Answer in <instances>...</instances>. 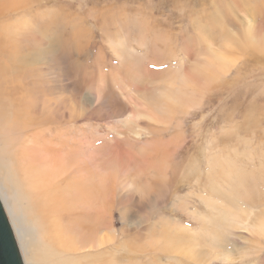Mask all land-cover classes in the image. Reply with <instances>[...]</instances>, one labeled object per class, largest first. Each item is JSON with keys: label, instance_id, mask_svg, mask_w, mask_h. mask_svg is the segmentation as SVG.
Returning a JSON list of instances; mask_svg holds the SVG:
<instances>
[{"label": "rangeland", "instance_id": "obj_1", "mask_svg": "<svg viewBox=\"0 0 264 264\" xmlns=\"http://www.w3.org/2000/svg\"><path fill=\"white\" fill-rule=\"evenodd\" d=\"M216 2L20 0V15L15 19L28 24L30 37L25 39L28 42H20L19 56L23 64L18 73L12 70L7 76L0 73V97H4L12 111L15 107L13 88L32 99L37 121L42 124L49 119L50 125L52 123L46 126H53V132L47 137L54 143L66 137L65 147L82 150V168L89 180L98 173L96 185L91 186L101 199L91 208H81L70 197H64V204L69 205L57 216L55 229L72 238L71 242L66 240L70 243L69 250L59 256L48 253L45 249L57 250V242L63 244L65 239L53 243L39 238L33 219L24 209L27 202H21L1 165L14 157L15 142L8 140L0 130V134L5 135V139L0 140V171L5 180L0 177V197L10 211L14 231L19 232L17 240L25 264H33L32 256L40 257L41 264L71 261L98 264L106 259H126L127 264H134L148 258L156 264H264V238L251 228L227 221L222 207L239 210L250 204H264V192L256 191L264 189V181L261 185L259 180L246 184L248 192L238 190L235 196L230 190L227 193H231V197L223 191L213 195L207 180L213 171L207 165L212 158L219 164L225 162L223 156L227 155L236 159L243 169L254 174L257 170L258 175L260 170L263 172L258 164L260 156L264 155L263 151L255 154L256 158L252 155L255 160L247 163L240 157L245 150L240 137L244 141L252 139L247 150L259 144L264 148L261 56L250 52L240 55L230 49L228 54L222 49L225 55H231L223 72L222 67H216L213 52L220 50L215 41L219 42L222 35L224 38L226 32L231 39L240 29L244 35L246 17L256 21L257 16L242 11L257 4L255 0ZM6 7L5 20L10 22L12 0H6ZM32 45L37 47L34 52L30 50ZM7 46L13 53L14 42L7 40ZM46 48L49 56L44 53ZM126 48L136 54L129 55ZM134 59L140 61L141 71L158 73L159 78L152 85H145L144 92L139 88H144V82L133 81L134 77L132 80L127 77L130 73L126 74L128 66L125 68V65ZM1 60L0 52V63ZM200 66L208 69L206 73L218 70L220 77L211 84L209 81L201 84ZM5 81L6 85H2ZM19 84L21 90L17 87ZM232 127L237 137H233ZM60 147L56 146L55 158L60 154ZM158 165L161 166L159 175L150 169ZM68 166L62 168H70L64 172L67 179L64 184H68L75 173L72 162L71 167ZM144 166L149 169L148 180L142 177ZM136 175L139 179H135ZM244 197L255 199L250 202ZM62 198L63 195L60 204ZM216 205H220L218 210ZM90 210L94 217L88 215ZM96 211L102 217L95 221ZM253 211L257 212L255 208ZM168 234L171 238H189L199 250L209 248L213 237H220L222 244L221 248L192 261L184 256L167 255L170 251H164L158 241ZM87 237L92 238L90 245L97 247L86 249ZM225 253L227 257L230 255L231 262Z\"/></svg>", "mask_w": 264, "mask_h": 264}, {"label": "bare ground", "instance_id": "obj_2", "mask_svg": "<svg viewBox=\"0 0 264 264\" xmlns=\"http://www.w3.org/2000/svg\"><path fill=\"white\" fill-rule=\"evenodd\" d=\"M255 1H256L257 5H255V3H254L253 7H251L252 6L251 5V6H249V8H246L245 11H242L244 13H249V14L254 13L253 15L257 16L256 21L251 17H246L244 35H243V33H241V31H240L241 29H240L238 31L239 33L238 34L235 33V37L232 39L230 37H228V33L226 32L224 38L222 35L221 40L219 38V42L217 40L215 41V45L218 46L220 50L219 51L213 50V52L215 53L214 62H215V65L217 68L222 67L223 72L227 69L228 58H230L231 55L230 56L225 55V52H223L222 49H224V51L226 50L228 54H229L228 49L235 50L240 55H244V54H246V52L259 54L261 56V57H259V63L261 65L264 64V0H255ZM220 2L222 4V1H220ZM215 3H217L216 0H215ZM242 4H244V3H242ZM247 4H248V2H247ZM251 4H253V3H251ZM221 7H222V5H221ZM6 8H7L6 7V0H0V52L2 54V60L0 63V73L3 74L4 76H7L10 73L9 70H12L13 72L18 73V70L21 69V66L23 64V60L19 56L20 55L19 54L20 53L19 52L20 42L22 40H25L27 37H28V39L30 37V34H29L30 30H29L28 24L27 25L22 24L23 22L21 23V20L17 21L18 19H15L20 15V13H19V11H20V0H12V8L10 11L11 12L10 22H7L5 20V16L8 15ZM213 13H212V15H213ZM216 14H218V13L216 12ZM218 18H219V16H218ZM221 21H223V20H221ZM242 32H244V31H242ZM7 40L14 42L15 50L13 53H10V51L8 50ZM25 42H28V40H25ZM132 47H133V45H132ZM36 49H37L36 45H32L30 48V50H32L33 52L36 51ZM211 49H212V47H211ZM52 50H54V49H52ZM133 51L134 50L126 48V53H128V54H129V52L131 53L129 55L133 56L134 54H136ZM44 53L47 56H49V54H50L49 49L46 48L44 50ZM26 63H28V62H26ZM30 64H32V65L34 64L33 57H31V59H30ZM127 66H128V68L126 70V74L127 73H130L132 75L135 74L134 76L128 74L127 77H129L130 79H132L134 77V80L132 79L133 81L144 82V84H143L144 88L139 87V88H141L140 90H143L142 92L145 91V85H152V83L158 77L157 76L158 73L153 75L151 72H149V70H148V73L141 71L140 68H142V67H141L140 61L137 59H134L132 63L125 65V68ZM190 66H193V65H190ZM224 66H225V68H224ZM135 69H136V73H135ZM205 69L208 70L207 68H204L203 66H200L198 69L199 76L201 77V82H200L201 84L206 83L207 81H209V83L210 82L213 83L215 81V79L217 80L220 77V72L218 70H216L215 73H213L211 71H208L210 73H206ZM211 69L212 68H210V70ZM212 70H214V69H212ZM185 79H186V77H185ZM6 83L7 82L5 81L2 83V85H6ZM172 84L173 83H171V85ZM19 86H20V84L17 87H19ZM168 87H170V85ZM19 89L21 90L20 87H19ZM13 92L15 94L14 111H12L9 103L4 99V97H0V99H1V103H0V130H3V132L7 136L8 140H13L15 142L14 143V157L9 159L8 161H6L4 163H1V165L3 166L4 169H6L7 172L5 174H6L7 178L9 177L11 179L12 185L15 187V189L18 193V197L21 200V202H23V201L27 202V207H25L24 209L27 212V214L29 213V216L33 219V226H35V229L37 231L39 238L40 239H49V240L53 241V243L55 242V240L65 239L63 244L56 241L58 244L57 250H55V249H45V250L48 251V253H50L52 255H58V256L62 255V254L65 255L67 250H69V248L67 249V247L70 245V243H68V242H71L72 238L68 237L64 233V231L61 234L60 232H58L55 229L57 216L62 211H64V209L67 205H69V204H64V202H65L64 197L65 196L70 197L72 199V202L76 203L81 208H83V207H90L91 208L95 204H99L101 201L100 196H98L96 189L91 186V185H96L95 183L98 180V173H95L91 177L92 180H89V177L85 174V172L83 171V168H82V164H83V159H82L83 152H82V150L81 149L80 150L79 149H72L68 146L65 147L63 144L66 143V139H65L66 137L64 139H60L58 141V143H54L53 140H51V138H48L47 134H49V133L51 134L53 132V130H51V128L53 126L48 127V128L46 127V126L50 125L49 119H48L47 123L40 124L37 121V117H36L37 112L34 109L32 99L28 98L26 93H22L21 91L14 90V88H13ZM169 96H170V98L172 97L171 95H169ZM168 103H169V101H168ZM171 105H172V103H171ZM174 106H176V105H174ZM172 107H173V105H172ZM13 116L16 117V120L13 119ZM148 118H149V116H148ZM51 125H52V123H51ZM44 127H46L47 129H42ZM60 128H61V126H60ZM60 128H58V129H60ZM237 132H240V131H237ZM4 134H0V140H2V141L5 139ZM61 134H63V133H61ZM57 135H60V133H58ZM232 135H233V137L234 136L237 137V133L234 132L233 127H232ZM238 135H239V133H238ZM242 138L243 137H240V140H241L240 142L242 143V145L244 144L245 150H243L244 152H242V154H240V157H242L244 159L243 161L247 160V161H245V163H247L248 160L249 161L252 160V155L254 157L255 154L259 155L260 152H261V154H262V151L264 152L263 145H260V144H259V146L257 145L255 147L252 144L253 148L250 147L251 149L247 150L246 148L253 141H252V139H249V138L247 139V141H244V140H242ZM231 139H232V137H231ZM213 143H215V142H213ZM254 144L256 145V143H254ZM57 145H61V147L59 148L60 154L57 156V158H55L54 153L57 151V149H56ZM152 145H155V144H152ZM67 148L70 150H66ZM262 148H263V150H262ZM212 149H213V147H212ZM255 149H257V150H255ZM224 158H225V162L223 161L222 163H219V164L217 161H215V158L211 159L213 161L210 160L209 163L207 162L208 163L207 165L210 166L211 170L213 169L212 172L209 171L211 176H208V178H207L208 183H209V190L212 192L213 195L218 194V191H223V192L227 193L228 191L231 190V191H234L232 195L235 196L238 193V190L248 192V188H245V187H247L246 184L249 185V184H252L255 181L259 180L260 182H258V183H260V185H261V183L264 181V155L260 156L261 159H260L259 164H258V167L261 168L263 172L261 173L260 172L261 170H260L259 173H261V174L258 173V175H256L257 170H256V173L254 174L251 171H249V169H243L242 167H240L239 166L240 164H238L236 159L234 160L233 158H231L227 155L225 157L223 156V160H224ZM254 158H256V155ZM72 159H74V162L72 161ZM254 160H252V161H254ZM70 162H72V166L77 167V168L72 167L75 170V171H73V173L74 172L75 173L72 177H70L71 180L68 181L69 183L64 184L65 181H67L66 177L64 176V172L66 173L70 168L65 169V170H62V168L66 167L67 164L69 165L68 167H71ZM256 162H258V161H256ZM252 165H254V164H252ZM218 167L220 169H218ZM247 168H248V165H247ZM150 169H153L157 175H159L161 172V166L160 165L156 166L155 168H150ZM256 169H257V167H256ZM199 170H200V168H199ZM148 171H149L148 167L144 166V171L142 173V177H145L147 180H148V178H147ZM1 172L2 171H0V177H1V179H3ZM254 172H255V170H254ZM206 174H207V172H206ZM119 175L120 174H118V176ZM199 175H201V174H199ZM207 175H209V174H207ZM199 178L202 179L201 177H199ZM100 179H101V177H100ZM135 179H139V175H136ZM4 182H5V180H4ZM192 182L194 183V181H192ZM258 183H256L255 186H257ZM219 184H221L222 186H219ZM228 185H231L232 187H230ZM237 185L239 186V188H236ZM244 185H246V186H244ZM260 185H259V188H260ZM202 186L203 185H201V187ZM223 187L225 188V190H223ZM261 188L257 189V190L255 189V190L258 192H264V189H261ZM250 190H251V193H253L252 188ZM103 191H104V189H103ZM105 191H106V188H105ZM117 191H118V189H117ZM108 192H110V191H108ZM249 193H247V194L249 195ZM0 194H1V191H0ZM228 194L231 195V193H227V195ZM61 195H63L62 204H60ZM232 195H231V197H232ZM1 196H2V194H1ZM73 196H75V197H73ZM245 197H244V199H248V197L247 198H245ZM251 199H255V198L253 197ZM251 199L249 198L248 200L250 202H252L253 200H251ZM241 201H242V198H241ZM241 201H239L238 203H240ZM212 202H213V200H212ZM243 203H245L244 200H243ZM3 204L5 206L7 214L9 213L8 216L9 215L11 216L10 211H9L4 200H3ZM219 204L221 205V203H219ZM237 205H239V204H237ZM219 206L216 205L215 209L218 210ZM234 206H236V205H234ZM109 207H111V206H109ZM222 207H224L223 208L224 216H225V219L227 221L234 223L235 226H240V225L244 226L245 229L251 228V230L252 231L254 230V232L257 235L259 234L262 238H264V204H261V205L250 204L248 206V208H241L238 206L240 208L239 210L237 208L236 209L232 208L233 209L232 210L231 207H229V206H222ZM254 208L257 210V212L253 211ZM69 211H70V209H69ZM88 215L94 217L93 210H90L88 212ZM96 215H97V217L95 218V221L102 217V215L100 213H97V211L95 213V216ZM207 217H209V216H207ZM219 221L220 220H218V222ZM232 226L230 225L231 228H232ZM50 227H52V229H50ZM206 227H207V225H206ZM198 228H199V226H198ZM257 230H258V232H256ZM15 234L17 236L19 234V232L15 231ZM202 235H204V234H202ZM167 236H169V234L166 236H163L162 239H160V241H158V243H162L164 251H167V250L170 251V253L167 255L184 256V257L189 258L192 261H194L196 258H199V257H202L204 255L209 254L210 251H212L214 249L221 248V244H222L220 237L219 238L213 237L212 238V244L209 248L203 247L202 249L199 250L197 245H194L192 243V241L188 240L189 238L188 239H184L182 237L171 238V237H167ZM206 236H207V234H206ZM221 238H223V237H221ZM91 239H92L91 237H87L86 242H85V248L86 249L92 250V249H94V247H97L96 245H94V246L90 245ZM199 239H200V236H199ZM66 240L68 242H66ZM225 241H227V240H225ZM234 248H236V247H234ZM223 253H221V254H223ZM226 253L224 254V256H226L227 260L230 261L231 260L230 255L227 257ZM32 259H33V264H41V262H42V259L38 256H32ZM153 260H154V258H153ZM217 260H219V259H217ZM240 260H242V259H240ZM151 261H152V259H151ZM151 261H149V258H148L147 261H145L143 263H137L136 262L134 264H156V262L154 263ZM121 262H125V263H121ZM234 262L237 263L236 261H234ZM212 263H214V262H212ZM220 263H221V261H220ZM53 264H78V263L71 261L70 263L69 262H65V263L56 262ZM93 264H97V263H93ZM98 264H127V260L121 259V260L111 261V260L106 259V260H102Z\"/></svg>", "mask_w": 264, "mask_h": 264}, {"label": "water", "instance_id": "obj_3", "mask_svg": "<svg viewBox=\"0 0 264 264\" xmlns=\"http://www.w3.org/2000/svg\"><path fill=\"white\" fill-rule=\"evenodd\" d=\"M0 264H25L17 236L0 197Z\"/></svg>", "mask_w": 264, "mask_h": 264}]
</instances>
